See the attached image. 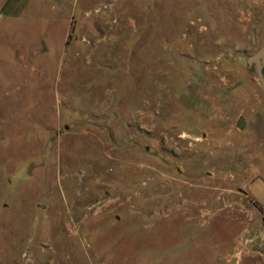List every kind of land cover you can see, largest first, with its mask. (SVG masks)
<instances>
[{"label":"rangeland","instance_id":"1","mask_svg":"<svg viewBox=\"0 0 264 264\" xmlns=\"http://www.w3.org/2000/svg\"><path fill=\"white\" fill-rule=\"evenodd\" d=\"M263 42L264 0H0V264H264Z\"/></svg>","mask_w":264,"mask_h":264},{"label":"water","instance_id":"2","mask_svg":"<svg viewBox=\"0 0 264 264\" xmlns=\"http://www.w3.org/2000/svg\"><path fill=\"white\" fill-rule=\"evenodd\" d=\"M246 66L255 72L264 95V42L246 57ZM262 119L264 122V102L262 105ZM244 123V116L240 114L237 120V126L242 128Z\"/></svg>","mask_w":264,"mask_h":264},{"label":"crops","instance_id":"3","mask_svg":"<svg viewBox=\"0 0 264 264\" xmlns=\"http://www.w3.org/2000/svg\"><path fill=\"white\" fill-rule=\"evenodd\" d=\"M263 144H264V141H263ZM259 153L260 154H264V152H259ZM259 153H258V155H259ZM256 156H257V154H256ZM254 175H255V178H253V179H251L249 181L247 189L251 193V195H253V197L256 200L258 206H260V208L264 209V198H259V195L252 193L251 190H250V187L253 186L254 181L258 180L259 177H261V179L264 181V176L263 175L261 176V174L259 173L258 167L254 168Z\"/></svg>","mask_w":264,"mask_h":264}]
</instances>
